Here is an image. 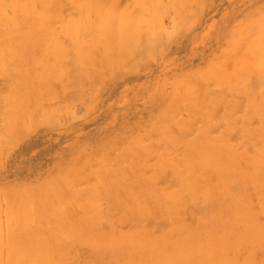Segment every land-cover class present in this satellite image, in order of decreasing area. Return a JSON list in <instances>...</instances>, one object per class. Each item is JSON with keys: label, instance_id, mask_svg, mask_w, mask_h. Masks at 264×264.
Segmentation results:
<instances>
[{"label": "rangeland", "instance_id": "374dc122", "mask_svg": "<svg viewBox=\"0 0 264 264\" xmlns=\"http://www.w3.org/2000/svg\"><path fill=\"white\" fill-rule=\"evenodd\" d=\"M262 60L264 0H0V264L43 243L61 264H157L167 237L209 233L219 263L264 264ZM211 136L233 152L209 168ZM128 235L146 249L103 251Z\"/></svg>", "mask_w": 264, "mask_h": 264}, {"label": "bare ground", "instance_id": "6f19581e", "mask_svg": "<svg viewBox=\"0 0 264 264\" xmlns=\"http://www.w3.org/2000/svg\"><path fill=\"white\" fill-rule=\"evenodd\" d=\"M92 27H93V25L91 24L90 28L92 29ZM80 33H82L81 30L77 31V34H80ZM151 38H153V36H151ZM100 39H102V42L104 44L108 45V50L111 51L112 48H110V46L112 45L113 40H114L113 35L110 34V35H107V36H102ZM148 39H150V37ZM151 40L150 41L147 40L148 41L147 44H145L144 47H141L138 50L140 52V54L146 53L148 50H150L152 48ZM260 69L262 70L261 74H263V76H262V78H256V79L251 81L253 87H256L258 84H261V85L264 84V60H262V62L260 63ZM255 106H256V108L264 107V101L262 103L258 104V101L256 100L255 101ZM239 108H241L244 111L247 107H242L240 105ZM244 115H246V114H244ZM246 117H247V115H246ZM249 120H250V118H249ZM244 121H247V120H244ZM200 136L203 139V135H200ZM205 139H207V138H205ZM223 139H225V138L224 137H220L219 138V137L216 136V137H212V140H209V141H206V142L202 141L199 145H197V146H199L198 147L199 148V156L198 157L197 156L193 157L194 159L196 158V163L198 164V162H199V164H201L202 166H207V167L211 168V167H213L215 165L216 162L217 163L219 162L218 158L216 157L217 154H220V153L223 152V154L228 155V154L232 153L233 150L230 148L229 145H227L226 147H223L222 145L221 146H215V144L213 143L214 141L215 142H221V141H223V142L225 141L226 142V140H223ZM227 142H229V141H227ZM181 154H178V155H181ZM193 160H191L192 161V163H191L192 165L194 163ZM256 161H258V160H256ZM217 163H216L215 166H218ZM261 164H263V163L261 162ZM195 166H196V164H195ZM191 167H189L188 170H191ZM207 167H205V168L207 169ZM218 167H217V170L220 172V174H221V176H222L224 181L231 182L237 176H241V178H243V180L245 179L244 178L245 174H243V173H241L239 171H238L237 174L229 176V172H230L229 168L220 166V169H219ZM258 167H260V163L259 162L256 163L255 166H254V171L255 172L258 171ZM256 173H258V172H256ZM247 174L248 173H246V175ZM256 177H257V175H256ZM184 178H187V177H184ZM188 178H189V180H191L190 177H188ZM248 179L251 181L250 178H248ZM189 180H186L185 182L188 183ZM181 186H183V185H181ZM73 224L78 229V224H75V223H73ZM74 226H71V227H74ZM251 227H253V226H251ZM262 227H264V226H261V228ZM253 229H254V227H253ZM252 230H251V232H252ZM247 232L249 233L250 231L248 230ZM16 233H17L16 229H12L11 230V236L15 237ZM255 233L257 235V232H255ZM211 234L212 233H209V235L201 242H195V241L179 242L176 239L167 237L164 240V243H165V246H166V250H167L168 243L171 244V248L165 253L164 257L161 258V263L157 262V264H223V263H219V260L222 261V259L224 257V254H227V252L230 251L229 250L230 247L227 246L228 242L224 239L223 235L217 237V236H212ZM135 236L134 235L133 236L132 235L121 236V237H118V238L112 240L110 243H107V245H103L104 242L102 243V241H101L100 245H97V246L98 247H103L104 246L105 248H104L103 251L105 253H110V254H113V255H116V254H118V253H120L121 251H124V250L128 251L130 249V246L133 245V244H138V246L140 248L146 249V247H147L146 244L147 243L144 242V241L141 242L140 240H137V237L135 239L134 238ZM254 238H256V237L254 236ZM14 240L12 241V243L14 242ZM261 243H262V241H261ZM43 244L38 246V247L32 248L31 250L28 251V254L19 255V259H18V255H16L15 257L18 260V262L15 261L16 264H61V262L63 261L65 256L62 255L64 257L62 259V257H59L60 255H53L51 249H49V246L48 245L46 246L45 244H44L45 245L44 246ZM97 244H99V243L97 242ZM259 244L257 243V245H259ZM49 245L51 247L50 243H49ZM101 245H103V246H101ZM14 247H15V245H13L11 248H13V250H15L16 248L14 249ZM100 250L102 251V248ZM255 257H254V259H256ZM254 259L251 257L249 260L246 261L245 264H257L258 262L257 261L255 262ZM222 262H224V261H222ZM62 264H65V263H62ZM118 264H120V263H118ZM127 264H143V261L139 260V261L136 262V259H134V260H130L129 263H127ZM225 264H233V262H229L228 261Z\"/></svg>", "mask_w": 264, "mask_h": 264}]
</instances>
